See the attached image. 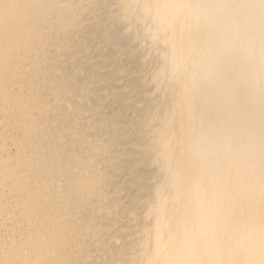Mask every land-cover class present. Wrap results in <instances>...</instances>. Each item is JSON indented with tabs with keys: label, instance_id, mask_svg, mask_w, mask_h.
I'll list each match as a JSON object with an SVG mask.
<instances>
[{
	"label": "bare ground",
	"instance_id": "bare-ground-1",
	"mask_svg": "<svg viewBox=\"0 0 264 264\" xmlns=\"http://www.w3.org/2000/svg\"><path fill=\"white\" fill-rule=\"evenodd\" d=\"M0 264H264V0H0Z\"/></svg>",
	"mask_w": 264,
	"mask_h": 264
}]
</instances>
